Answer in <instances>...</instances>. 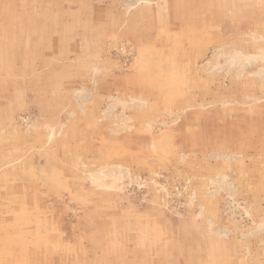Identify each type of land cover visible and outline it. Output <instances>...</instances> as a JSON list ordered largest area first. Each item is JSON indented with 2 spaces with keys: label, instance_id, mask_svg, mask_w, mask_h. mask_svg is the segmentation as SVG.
<instances>
[{
  "label": "rangeland",
  "instance_id": "1",
  "mask_svg": "<svg viewBox=\"0 0 264 264\" xmlns=\"http://www.w3.org/2000/svg\"><path fill=\"white\" fill-rule=\"evenodd\" d=\"M0 264H264V0H0Z\"/></svg>",
  "mask_w": 264,
  "mask_h": 264
},
{
  "label": "crops",
  "instance_id": "2",
  "mask_svg": "<svg viewBox=\"0 0 264 264\" xmlns=\"http://www.w3.org/2000/svg\"><path fill=\"white\" fill-rule=\"evenodd\" d=\"M33 38H35V37H33ZM20 44H23V41H20Z\"/></svg>",
  "mask_w": 264,
  "mask_h": 264
}]
</instances>
